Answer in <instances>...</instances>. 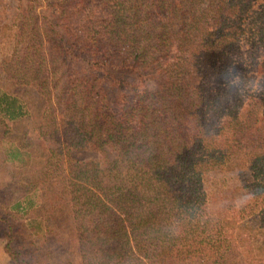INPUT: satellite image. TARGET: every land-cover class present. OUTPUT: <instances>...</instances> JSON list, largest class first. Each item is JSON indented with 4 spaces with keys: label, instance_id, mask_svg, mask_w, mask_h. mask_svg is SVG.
I'll use <instances>...</instances> for the list:
<instances>
[{
    "label": "trees",
    "instance_id": "obj_1",
    "mask_svg": "<svg viewBox=\"0 0 264 264\" xmlns=\"http://www.w3.org/2000/svg\"><path fill=\"white\" fill-rule=\"evenodd\" d=\"M10 9L0 118L32 123L0 217L31 231L15 264H264V0Z\"/></svg>",
    "mask_w": 264,
    "mask_h": 264
},
{
    "label": "rangeland",
    "instance_id": "obj_2",
    "mask_svg": "<svg viewBox=\"0 0 264 264\" xmlns=\"http://www.w3.org/2000/svg\"><path fill=\"white\" fill-rule=\"evenodd\" d=\"M16 3L17 0H0V23L2 24L3 37H5L6 34L5 28L11 24L9 17L12 18L10 15L12 10L10 8ZM11 30L13 31L14 29L11 27ZM1 49L0 55L9 54L11 49L9 39H6L3 42ZM0 87L3 90H8L9 83L5 80H0ZM31 130V118H24L23 120L15 122H9L0 118V193L4 194L0 198V217L1 214L4 213L7 206L15 203L17 199L22 198L25 194L29 193L25 189V186L27 185L26 179L30 176V174L24 175L25 173H22V170L24 171L25 164L28 161V156L27 154H24L25 149H23V147L27 145V141L23 138V136L24 134H28L30 136ZM9 148H18L22 151V154H24L18 157L20 159L18 162H14L12 164L4 159L3 153ZM79 158L84 160L92 159L93 155L87 152L82 155L80 154ZM15 173H18V176H15V179H13V175ZM28 217H31V212L27 215L24 214L23 216V218ZM12 224H14L15 233L9 229H5L6 224L0 222V264H15L11 253L7 251V246L13 249L17 245L21 244L19 242L21 239H25L24 241L27 242L26 249L31 255V231L27 230V228H24V230L22 228L19 229L18 226L21 224L20 220H15ZM8 234H11L14 237L13 240H10V238L7 237ZM46 247H50V244L46 243L45 248Z\"/></svg>",
    "mask_w": 264,
    "mask_h": 264
}]
</instances>
